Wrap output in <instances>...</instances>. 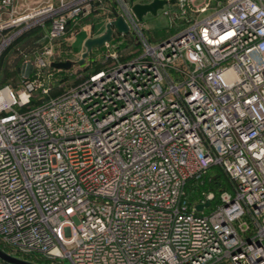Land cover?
Returning <instances> with one entry per match:
<instances>
[{
  "label": "built area",
  "instance_id": "2783aa9c",
  "mask_svg": "<svg viewBox=\"0 0 264 264\" xmlns=\"http://www.w3.org/2000/svg\"><path fill=\"white\" fill-rule=\"evenodd\" d=\"M56 1L0 0V54L47 18L48 43L73 36L96 3L128 32L112 27L102 66L55 95L45 78L66 59L49 44L20 92L0 87V243L51 263L264 264V0L168 2L176 31L155 43L131 10L142 0ZM212 166L230 190L206 210L214 193L190 204L186 186Z\"/></svg>",
  "mask_w": 264,
  "mask_h": 264
},
{
  "label": "rangeland",
  "instance_id": "374dc122",
  "mask_svg": "<svg viewBox=\"0 0 264 264\" xmlns=\"http://www.w3.org/2000/svg\"><path fill=\"white\" fill-rule=\"evenodd\" d=\"M48 1L52 3L53 7L57 6L56 0H27L26 7L23 6V8H21L22 12L23 10H26V12L40 11L44 6L47 5ZM195 1V3L200 2L198 0ZM58 14H60V12ZM42 15L43 14L35 16L32 20L37 19ZM30 21L31 20L28 22ZM42 22L44 25H39ZM141 22L153 43L160 42L167 35L176 31V28L172 30L168 28V20L162 14V12H158L157 15H151L150 13H147ZM23 24L24 23H22V26ZM105 24L106 19L104 17L96 19V21H94L91 26H88L86 22V24L81 26L80 30L77 25H72L73 29L71 30L74 32L73 36L68 35L67 37L51 40L50 43H48L47 38H44L43 36L47 33L49 19L47 18L33 23L27 29H24L16 36L12 37L9 42H6L4 45V48L0 54V87L8 85L15 92H20L23 82L26 79H31V75L37 70L35 66L36 56L46 44H49L52 46V55L49 57L50 59H53L54 61L66 59V61H70L72 65L68 68H62L64 70V73L62 74H58L60 72L57 70L54 72L55 74L53 77H50L49 79L45 78V82L51 85V90L53 91L51 95H55L57 92L68 88L69 86L76 83L81 78V76L85 74L86 69L88 67L90 68V65H93L97 62L100 64L103 63V59L101 60L102 51L99 47H94L91 50L83 64H78L77 61L80 59V55L84 51V46H81L82 37L87 35L89 37H95L102 34L105 30ZM19 27H21V25L18 26V28ZM89 28H91V30H89ZM14 30L15 29H9L6 35L12 33ZM216 174L217 172L213 168L208 171L207 177ZM223 188L230 190L228 186H224ZM186 190L189 191L190 194L192 193V195L199 194L201 190L212 191L216 199L211 202L206 210L212 208L218 202L220 189L215 184L206 182L204 186H201L198 189H192L191 183L189 182L186 186ZM0 249L10 256L33 264H68V261H64L62 263H58L56 261L51 263V260L41 256L33 257L18 253L12 254V251H9L8 248L1 243ZM0 260V264H12L2 259Z\"/></svg>",
  "mask_w": 264,
  "mask_h": 264
},
{
  "label": "water",
  "instance_id": "95a60500",
  "mask_svg": "<svg viewBox=\"0 0 264 264\" xmlns=\"http://www.w3.org/2000/svg\"><path fill=\"white\" fill-rule=\"evenodd\" d=\"M174 1L175 0H151L149 2H143V3L136 2L132 4L131 10L133 11L136 18L139 21H141L147 13H150L151 15H157L158 10L162 9L166 3L168 2L173 3ZM112 27H115L116 30L120 32H124V33L128 32V26L121 16H117L115 20L106 23L105 30L102 34L85 39L83 43L84 51L81 53L80 59L77 61L78 64L84 63L86 57L89 55V53L94 47H101L105 42L111 40V36L113 32ZM53 65L58 68H68L72 65V63L70 61H63V62L53 63ZM208 204L209 201H205L204 204L197 205L196 208L198 210H201L204 205L207 206ZM0 259L12 264H33L24 261L22 259L10 256L1 249H0Z\"/></svg>",
  "mask_w": 264,
  "mask_h": 264
},
{
  "label": "trees",
  "instance_id": "16d2710c",
  "mask_svg": "<svg viewBox=\"0 0 264 264\" xmlns=\"http://www.w3.org/2000/svg\"><path fill=\"white\" fill-rule=\"evenodd\" d=\"M102 66V63L100 64L99 62L94 63L93 65H90V68L88 67L85 71V74L92 72L94 70L99 69ZM60 73L58 74H62L64 73L63 71H59ZM42 98V94L40 93V91H36L32 94V97L30 99L29 104L26 106V108H31L34 107L35 105H37L38 102H40V99ZM215 169L217 174L210 176V177H205V184L206 182L211 183V184H215L220 190L225 189L223 188L224 186H228V179L226 178L225 174L223 173V171L218 167V166H212L210 169ZM208 174V173H207ZM204 184V185H205ZM191 188L192 189H198L193 183H191ZM187 195L189 197V202L190 204L194 203V201L196 200V198L198 197V194L195 195L192 193L190 194L189 191H187ZM1 261V260H0Z\"/></svg>",
  "mask_w": 264,
  "mask_h": 264
},
{
  "label": "crops",
  "instance_id": "0c3cea01",
  "mask_svg": "<svg viewBox=\"0 0 264 264\" xmlns=\"http://www.w3.org/2000/svg\"><path fill=\"white\" fill-rule=\"evenodd\" d=\"M137 1H140V0H137ZM144 1L145 0H142V2H144ZM16 2H17L16 3V7L19 10V12H20V10H22L21 8H23V6L26 7V5H27V0H23V2H22V0H16ZM103 2H104V5L109 6V4L107 3L108 2L107 0H103ZM100 6L101 5H99L98 3H96V5L94 6L96 9H94V11H92V15H91V18L90 19L81 18L78 21L77 26L79 27V30H80V28H81L82 25L86 24V22H87V24L89 26V25H92L93 22L96 21V19L104 18L103 15H105V10L106 9H105V7H100ZM8 16H10V15L7 14V13H1L0 12V20L7 19ZM85 20H86V22H85ZM86 38H89V36L87 35V36H83L82 37L81 46H84L83 43H84V41H85Z\"/></svg>",
  "mask_w": 264,
  "mask_h": 264
},
{
  "label": "bare ground",
  "instance_id": "6f19581e",
  "mask_svg": "<svg viewBox=\"0 0 264 264\" xmlns=\"http://www.w3.org/2000/svg\"><path fill=\"white\" fill-rule=\"evenodd\" d=\"M4 97H5V96H4V94H3V93H2V94H0V100L4 99ZM21 97H22V98H24V95H22Z\"/></svg>",
  "mask_w": 264,
  "mask_h": 264
}]
</instances>
